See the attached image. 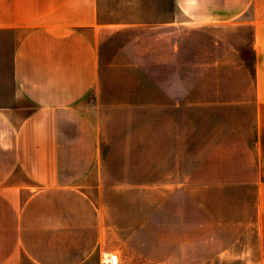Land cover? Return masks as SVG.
<instances>
[{
	"label": "crops",
	"instance_id": "crops-1",
	"mask_svg": "<svg viewBox=\"0 0 264 264\" xmlns=\"http://www.w3.org/2000/svg\"><path fill=\"white\" fill-rule=\"evenodd\" d=\"M261 25L264 0H0V264H264Z\"/></svg>",
	"mask_w": 264,
	"mask_h": 264
},
{
	"label": "rangeland",
	"instance_id": "rangeland-1",
	"mask_svg": "<svg viewBox=\"0 0 264 264\" xmlns=\"http://www.w3.org/2000/svg\"><path fill=\"white\" fill-rule=\"evenodd\" d=\"M117 0H113V2H115ZM155 1V0H153ZM164 5L166 6L167 4L170 3V0H162ZM106 13L109 11L108 9L104 10ZM154 12L155 10H149V8H128V10H125L123 8H112L110 9V12L112 14H125V12H129L132 13V15H137L139 17H143L146 16L147 13L149 12ZM251 28L248 29L245 28L242 32L241 30L238 29L237 33H236V43L238 44V46H248L249 45V41H250V37H251ZM6 34V33H4ZM11 38V34L5 35V39L7 38ZM4 46L0 47V102H6L9 101L12 97H13V86H12V81H11V76H10V67L12 65V56H13V50H14V44L11 41L5 40L3 42ZM256 47L259 50V52L261 54L264 55V25H261V35L260 38L258 40V42H256ZM183 111H188L187 109L184 108H179V109H175V110H170V112H174V113H181ZM197 114V118H196V123L199 124V130L203 129V124L202 121V113L198 114V111H196ZM117 116L119 117V120L117 122H115L116 124V130L115 133L116 135H114L113 137H109V143H111V147L114 146V148L117 149V167L120 166V161L122 160V156L124 155L123 152H120L121 150H123V147L126 145H130L133 142H136L139 138V132L143 131L146 127H148L150 129L151 126L155 125V110L153 109H148L146 111L142 110L139 112V110L136 111V114H129V113H119L117 114ZM199 117V118H198ZM126 118V119H125ZM198 129H197V136H198ZM199 140H202L203 136H202V131H201V136H198ZM147 141L149 142V145H152L155 143V138L151 136V134H149V136L147 137ZM190 151H192L195 156H199L203 151L204 148H191ZM125 163V162H124ZM150 163V161H149ZM120 168H117V170H119ZM128 173H130L131 171H135V170H127ZM150 171L152 173H155V169L154 168H150ZM118 252V251H115ZM108 253H105L104 256H107ZM103 256V257H104ZM103 257H102V262H103ZM103 264V263H102ZM125 264V263H122ZM126 264H139V263H133V262H129ZM224 264H251V263H245L242 262L241 260L239 261H233V262H229V263H224Z\"/></svg>",
	"mask_w": 264,
	"mask_h": 264
},
{
	"label": "built area",
	"instance_id": "built-area-1",
	"mask_svg": "<svg viewBox=\"0 0 264 264\" xmlns=\"http://www.w3.org/2000/svg\"><path fill=\"white\" fill-rule=\"evenodd\" d=\"M103 264H121L120 254L118 252H110L103 257Z\"/></svg>",
	"mask_w": 264,
	"mask_h": 264
}]
</instances>
